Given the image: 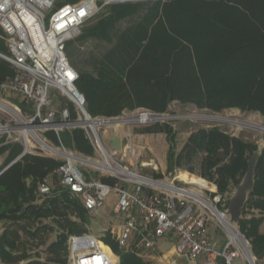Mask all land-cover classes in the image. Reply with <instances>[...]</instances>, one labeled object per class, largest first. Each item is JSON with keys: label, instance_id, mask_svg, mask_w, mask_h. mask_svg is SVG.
I'll return each instance as SVG.
<instances>
[{"label": "trees", "instance_id": "trees-1", "mask_svg": "<svg viewBox=\"0 0 264 264\" xmlns=\"http://www.w3.org/2000/svg\"><path fill=\"white\" fill-rule=\"evenodd\" d=\"M125 19L130 24L117 30L116 25ZM77 38L113 42L94 58L92 71L72 65L78 73L76 86L92 116H117L135 109L161 113L172 101L212 112L237 108L264 116V0L110 3L82 26ZM12 74L13 68L0 59V81ZM163 129L170 138L174 135L168 125L140 131ZM72 134L73 149L82 153L92 150L81 128L73 129ZM64 140L70 144L67 134ZM256 148V143L216 125L202 127L189 135L177 162L184 157L192 162L200 153L198 170L193 166L188 170L213 182L226 207L231 186L243 177ZM21 151L18 142L0 145V154L7 152L5 165ZM167 160L169 167L174 166L172 153ZM61 162L27 153L0 173L2 264H65L68 235L86 231L87 213L77 198L61 187H54L50 195L36 190L37 182ZM253 210L257 213L246 216ZM263 221L264 148L257 161L254 187L238 222L257 260L264 258V233L259 231ZM53 232L56 237L51 241ZM104 242L117 251L110 235ZM119 256L121 264H145L134 252L123 251Z\"/></svg>", "mask_w": 264, "mask_h": 264}, {"label": "built area", "instance_id": "built-area-1", "mask_svg": "<svg viewBox=\"0 0 264 264\" xmlns=\"http://www.w3.org/2000/svg\"><path fill=\"white\" fill-rule=\"evenodd\" d=\"M124 1L0 0V27L6 45L0 59L13 68V74L0 81V145L20 143L22 151L16 158L39 153L62 161L52 173L57 179L54 184L47 177L37 182L39 194L50 195L54 187L64 188L81 202L86 213L102 208L113 194L111 213L119 222L117 230L111 228L108 234L124 251L143 260L154 256L151 252L156 251L158 238L172 232L175 251L185 254L188 264H231L239 256L246 264H256L249 240L229 222L225 198L217 190L211 189L212 199L201 193L189 196L186 191L193 189L128 169L105 147L101 128L124 117L89 114L85 97L76 86L78 73L65 48L105 5ZM54 98L62 99L55 108ZM140 113L152 115L153 111L141 109ZM75 128L83 129L96 157L65 146L63 132ZM47 131L54 133L58 145L47 141ZM80 165L86 168V176ZM89 168L100 174L95 177ZM211 222L223 235V242L209 233ZM67 245L65 264H121L120 256L94 232L69 234ZM157 257L163 258L162 254ZM163 264L178 263L165 259Z\"/></svg>", "mask_w": 264, "mask_h": 264}, {"label": "rangeland", "instance_id": "rangeland-1", "mask_svg": "<svg viewBox=\"0 0 264 264\" xmlns=\"http://www.w3.org/2000/svg\"><path fill=\"white\" fill-rule=\"evenodd\" d=\"M100 1L102 0H97V2ZM130 22L131 21L127 19L120 21L116 25L117 30L124 29L130 24ZM112 44L113 42L109 43L95 39L78 40V38L75 37L74 39H71L66 43L65 52L70 63L73 66L75 64L77 69H87L92 71V67L90 65L93 64L94 58L100 57V55L108 50L112 46ZM1 45H3L4 48ZM0 46V50L6 52L5 35L1 27ZM61 101L62 99L60 100L58 98H54L52 106L55 108ZM140 111L141 109L124 111L125 113H122L120 116L129 117L131 115L139 113ZM161 113L170 114L173 118L156 120L146 124L127 122L121 123L119 126H114V124H111L109 126L102 127L100 135L105 147L109 152L112 153L116 160H118L122 165L127 166L128 169L136 170L140 174L147 175L160 181H173L179 186H183L189 189L191 188L201 193L208 199H212V195L210 194L212 189L211 185H213L212 191L217 190V186L213 182L199 176L197 173H191L188 170L190 166L195 167L196 171L198 170V164L201 158L200 153L194 157L192 162H188L185 157L181 159L180 164H178L177 162V156L183 152L182 149L187 144L188 137L193 131L197 130L198 128H208L216 125L220 129L231 135L240 136L245 141L254 142L257 145L264 146V131L260 130L258 127L259 125H264V116L257 112L241 111L237 108H230L221 112H212L208 109H198L191 105L182 106L177 101H172L169 104L167 110ZM200 116H221L234 121H243L245 123L238 124L234 121L203 119L200 118ZM163 125H168L173 128L172 131L174 132V135L171 138L164 129L160 132L140 131L147 126L152 128L155 126ZM72 133L73 129L70 131L66 130L62 134V140L65 146L70 149H73L74 145ZM66 134L69 137V145H66V142L64 140ZM114 134L119 135L122 141V147L119 151L115 150L110 144L111 137ZM44 136L47 141L52 143L53 145L59 144L58 142H56V137L52 131H47ZM76 152L81 155L96 157V154L93 150H91L89 153H82L77 150ZM170 153H172L173 157L174 166L172 167H169L167 160ZM7 165H5L4 161H2L0 163V171ZM79 168L82 170L84 176H86V168L83 165H80ZM88 170L95 177L100 174L99 170H95L93 168H89ZM189 174L192 175L190 177V181H187L186 178L181 177V175L188 176ZM200 177L210 184H206ZM53 181L55 183L57 179L53 178ZM235 187L236 186L234 185L231 186L230 192L228 193L229 197L235 190ZM114 201V195L110 194L109 198L106 201V204L102 208L90 211L86 214L87 230L88 232H94L98 239L104 240L106 236H109L108 230L111 228L114 231L117 230L119 221L111 213ZM256 213V210L249 211L247 212L246 216H250L251 214ZM235 225L238 226V224ZM208 230L213 237H220L223 242V235L213 222L208 223ZM259 231L264 233V221L260 224ZM55 237L56 233L53 232L50 235L49 239L52 241L55 239ZM131 243L132 241L130 240L127 245H130ZM175 243L176 240L174 238V233L172 232H168L167 236L165 237L158 238L155 242L156 251L151 252V254L154 255V258L150 259V257H148L146 259L144 257L145 264H162L157 257L159 254L166 255L168 261L174 260L178 264H188L189 258L185 254L178 255L176 253ZM111 250L118 255L124 251L123 248H120L118 245L117 251L113 250L112 247ZM242 257L243 256L235 257L232 260L231 264H246L243 262ZM255 262L256 264H264V258L257 260L255 257ZM24 263V261H21L17 264ZM0 264L2 263L0 262Z\"/></svg>", "mask_w": 264, "mask_h": 264}, {"label": "water", "instance_id": "water-1", "mask_svg": "<svg viewBox=\"0 0 264 264\" xmlns=\"http://www.w3.org/2000/svg\"><path fill=\"white\" fill-rule=\"evenodd\" d=\"M163 114H166V113H157V112L152 113V115H156V116H160ZM110 144L115 150L117 151L121 150L122 141H121L120 136L117 134H114L111 137ZM263 148L264 146L257 145V148L252 152V154L249 157L248 165H247V168L245 170L243 177L237 183L235 190L229 197L227 206L225 208V212L228 215L230 223L238 224L240 218L242 217L243 208L246 204L249 193L254 187L255 169H256L258 158L261 155ZM21 157L22 156L20 155L18 158H15L11 162H9L8 165L0 171V173L4 171L6 168H8L10 165H12L14 162H16L18 159H20Z\"/></svg>", "mask_w": 264, "mask_h": 264}, {"label": "bare ground", "instance_id": "bare-ground-1", "mask_svg": "<svg viewBox=\"0 0 264 264\" xmlns=\"http://www.w3.org/2000/svg\"><path fill=\"white\" fill-rule=\"evenodd\" d=\"M167 118H173V117L170 114H163V115H160V116H155V115L152 116V115H149V114H141L139 112V113H136V114H134V115H132L130 117H124L122 119L117 120L115 122L114 126H119L121 123H127V122H129V123L144 124V123H149V122H153V121H156V120H163V119H167ZM200 118H203V119H213V120H217V121H234V120H230V119H227L226 117H221V116H212V117L200 116ZM234 122L235 123H238V124L245 123L243 121L241 122V121H237V120L234 121ZM259 127H260V129L262 131H264V125H259ZM181 177L186 178L187 181H190V178L188 176L181 175ZM186 193L189 196L196 197L198 195L197 193H199V192H196L195 190H187ZM235 237H236V235H235ZM101 246H103V244H101Z\"/></svg>", "mask_w": 264, "mask_h": 264}, {"label": "crops", "instance_id": "crops-1", "mask_svg": "<svg viewBox=\"0 0 264 264\" xmlns=\"http://www.w3.org/2000/svg\"><path fill=\"white\" fill-rule=\"evenodd\" d=\"M120 128H121V127H120ZM34 154H37V153H34ZM38 155H42V154H39V153H38ZM1 156H3V157H1ZM6 156H7V152H3V153L0 154V157H1V158H0V163H1L2 161H5ZM43 156H47V155H43ZM47 157H50V156H47ZM51 158H53V157H51ZM54 159H56V158H54ZM45 177L48 178V180H49V182H50L51 184H54V181H53V175H52V174L46 175ZM212 186H213V185H212ZM86 231H88V230H87V226H86ZM162 257H163L162 259L159 258V261H160V263L163 264L164 260L167 259V257H166V255H162ZM152 258H154V256L151 257L150 259H152ZM161 260H162V261H161Z\"/></svg>", "mask_w": 264, "mask_h": 264}]
</instances>
